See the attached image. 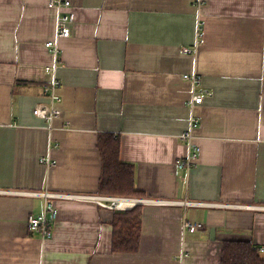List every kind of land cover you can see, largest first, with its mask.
Instances as JSON below:
<instances>
[{
    "label": "crops",
    "instance_id": "1",
    "mask_svg": "<svg viewBox=\"0 0 264 264\" xmlns=\"http://www.w3.org/2000/svg\"><path fill=\"white\" fill-rule=\"evenodd\" d=\"M50 1L0 0V264H222L226 241L264 248V0H69L72 36L57 59L45 47L58 18ZM57 61L60 114L47 123L35 109L49 104L46 68ZM186 76L205 94L195 108ZM193 117L199 157L177 170ZM103 136L135 168L137 199L165 202L137 205L136 254L113 253L119 211L53 200L42 240L27 221L44 200L17 194L104 195Z\"/></svg>",
    "mask_w": 264,
    "mask_h": 264
},
{
    "label": "built area",
    "instance_id": "2",
    "mask_svg": "<svg viewBox=\"0 0 264 264\" xmlns=\"http://www.w3.org/2000/svg\"><path fill=\"white\" fill-rule=\"evenodd\" d=\"M51 8L58 11L56 36L54 40L46 42L45 47L50 50L54 56L60 55L59 41L62 39H68L72 36V24L74 22V15L70 11L72 4L69 0H51L49 2ZM204 37L203 27L197 26V43L200 44L202 38ZM184 52H190L188 49H184ZM58 64L56 62L53 66H48L46 71L51 74V81L44 88V96L49 100V104L40 105L35 109V115L43 119L47 123H52L60 114L57 108V104L61 102V98L58 95V90L61 87V82L58 78ZM186 79L191 80L194 84L193 96L189 105L195 108L201 105L205 101V94L198 91L200 85L199 77L186 76ZM199 125V120L195 117L191 119L190 128L187 132L180 136V139L189 144V153L187 157L183 160L177 162V170H187L189 171L196 163L199 157L200 148L196 147L193 143L194 136L192 131ZM43 164L53 166L55 163L51 161L49 157L41 159ZM22 196L39 197L44 200L43 212L40 215H30L27 221L28 230L32 234H38L42 240H48L52 237V223L58 216V209L54 206L53 200H69V201H84L92 204H96L102 208L111 209L114 211H126L136 207L137 205H151V204H162L165 202L152 200V199H137V198H127V197H112L105 195H75V194H62V193H52L47 190L44 192H21L17 193ZM130 201H135L134 205L130 208L123 207L122 205ZM192 205V204H191ZM193 205L198 207L206 206L203 203H194ZM228 207H234L230 205ZM184 229L191 231L203 230L204 226L198 223L185 222L183 225ZM260 252H264V248L260 249Z\"/></svg>",
    "mask_w": 264,
    "mask_h": 264
},
{
    "label": "trees",
    "instance_id": "3",
    "mask_svg": "<svg viewBox=\"0 0 264 264\" xmlns=\"http://www.w3.org/2000/svg\"><path fill=\"white\" fill-rule=\"evenodd\" d=\"M102 157L100 193L110 196L143 197L136 189L135 168L120 160V141L103 136L99 141ZM143 207L116 212L113 226V253L136 254L142 235ZM222 264H264L258 247L250 241H226Z\"/></svg>",
    "mask_w": 264,
    "mask_h": 264
},
{
    "label": "bare ground",
    "instance_id": "4",
    "mask_svg": "<svg viewBox=\"0 0 264 264\" xmlns=\"http://www.w3.org/2000/svg\"><path fill=\"white\" fill-rule=\"evenodd\" d=\"M134 203H135V201H130L128 203L123 204L122 206L126 207V208H130V207H132L134 205Z\"/></svg>",
    "mask_w": 264,
    "mask_h": 264
},
{
    "label": "water",
    "instance_id": "5",
    "mask_svg": "<svg viewBox=\"0 0 264 264\" xmlns=\"http://www.w3.org/2000/svg\"><path fill=\"white\" fill-rule=\"evenodd\" d=\"M210 236H211V239L214 240L215 239V230H211L210 232Z\"/></svg>",
    "mask_w": 264,
    "mask_h": 264
}]
</instances>
